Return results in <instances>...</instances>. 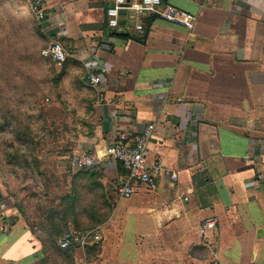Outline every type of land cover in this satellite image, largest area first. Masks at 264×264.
Segmentation results:
<instances>
[{
  "label": "crops",
  "instance_id": "1",
  "mask_svg": "<svg viewBox=\"0 0 264 264\" xmlns=\"http://www.w3.org/2000/svg\"><path fill=\"white\" fill-rule=\"evenodd\" d=\"M40 4L45 36L62 46L68 73L80 69L77 86L90 92L94 122L78 136L74 153H102L116 135L133 137L154 124L149 163L160 162L177 180L157 174L120 199L118 165L105 161L98 172L74 171L68 224L80 201L82 222L98 224L92 229L101 240L63 251L51 225L43 222L40 235L28 227L24 208L19 212L14 203H21V191H13L17 183L10 179V205L0 203V260L264 264V0H164L196 16L192 30L133 11L121 12L110 29L108 0ZM88 73L101 77L99 91L88 84ZM210 217L217 228L201 235L200 224ZM17 247L22 254L3 256Z\"/></svg>",
  "mask_w": 264,
  "mask_h": 264
},
{
  "label": "rangeland",
  "instance_id": "2",
  "mask_svg": "<svg viewBox=\"0 0 264 264\" xmlns=\"http://www.w3.org/2000/svg\"><path fill=\"white\" fill-rule=\"evenodd\" d=\"M52 42L23 1L0 0V203L6 209L10 205L7 182L11 179L17 183L13 191H21V203H14L19 212L24 208L28 227L40 235L44 222L60 237L68 230L98 225L82 222L85 217L80 201L79 209H74L75 221L69 225L67 199L68 178L74 173L69 158L78 136L85 135L94 121L88 111L90 92L77 86L80 69L62 77L59 85L53 84V75L59 74L61 67L56 64L51 68V63L40 58L42 50ZM39 116L44 118V130ZM4 118L10 125L2 128ZM28 124L32 131L24 142H18L14 129H20L17 133L28 132ZM10 162L13 166L7 165ZM28 165L30 168H26ZM87 219L92 221L93 217ZM23 249L10 248L3 256L15 251L22 254ZM34 254L29 251L30 258ZM17 256L18 262L25 258ZM0 264L10 263L0 260Z\"/></svg>",
  "mask_w": 264,
  "mask_h": 264
},
{
  "label": "built area",
  "instance_id": "3",
  "mask_svg": "<svg viewBox=\"0 0 264 264\" xmlns=\"http://www.w3.org/2000/svg\"><path fill=\"white\" fill-rule=\"evenodd\" d=\"M21 1L26 4L34 20L38 23L44 21L45 13L40 4V0ZM108 2L110 6L106 11V17L107 27L110 29L118 27L120 14L123 11H133L136 14H154L167 22L183 25L188 30H192L196 22V16L170 6H164V0H140L139 3L130 6L127 0H108ZM136 29L137 31H141L142 27L137 26ZM41 56L44 59L52 60L60 66L67 58V53L58 42H52L42 50ZM86 79L88 84L95 90H100L102 84L100 76L88 73ZM154 130L155 125L149 124L136 136L129 137L126 134L116 135L107 144L102 153H73L69 158L70 165L76 172H98L102 169L105 161L121 165L125 175L121 177L118 188V197L120 199H129L134 193L136 184H151L154 175L157 174H163L171 182H175L177 175L164 169L160 162L154 163L153 165L149 163L150 153L148 145ZM217 225L218 220L216 218L210 217L205 219L200 224V234L204 235L209 230L214 231ZM100 240L96 229L80 231L68 230L58 237L56 244L60 250L66 251L97 245Z\"/></svg>",
  "mask_w": 264,
  "mask_h": 264
},
{
  "label": "trees",
  "instance_id": "4",
  "mask_svg": "<svg viewBox=\"0 0 264 264\" xmlns=\"http://www.w3.org/2000/svg\"><path fill=\"white\" fill-rule=\"evenodd\" d=\"M40 37L42 38L43 36H42V34H40ZM46 48V47H45ZM44 48V49H45ZM40 58L42 59V60H44V61H47V62H49V63H51V68H55V63L52 61V60H49V59H44L42 56H41V53H40ZM67 59V58H66ZM66 59H65V61L60 65V73L58 74H56V75H53V78H52V82H53V84H55L56 86L57 85H59V82H60V80H61V78L62 77H64V76H67L68 75V69H67V64L65 63L66 62ZM52 71V74L54 73L53 72V69L51 70ZM80 87V86H79ZM33 118V117H32ZM38 120L39 121H41V123H42V129H43V125L45 124V121H44V118L41 116H39L38 117ZM3 126H2V128L3 127H5L6 125H10V123H9V120H7L6 118H4L3 119ZM44 130V129H43ZM18 131H20V129L19 128H16V129H14V132H15V134H18L17 135V140H18V142L20 141H23L24 142V140H26V135H28L29 134V132L30 131H32L31 130V128H30V124H28L27 126H25V131H28V132H19V133H17ZM7 165H9V166H13V164L10 162V163H8ZM120 168V172H121V176H123V175H125V172H124V170L122 169V167H121V165H118ZM26 168H30V165H28ZM63 229V228H62ZM67 232V231H66Z\"/></svg>",
  "mask_w": 264,
  "mask_h": 264
},
{
  "label": "water",
  "instance_id": "5",
  "mask_svg": "<svg viewBox=\"0 0 264 264\" xmlns=\"http://www.w3.org/2000/svg\"><path fill=\"white\" fill-rule=\"evenodd\" d=\"M127 2H128V0H127Z\"/></svg>",
  "mask_w": 264,
  "mask_h": 264
}]
</instances>
